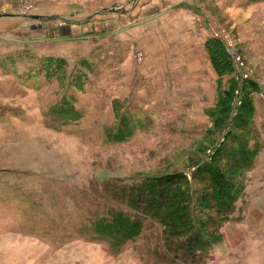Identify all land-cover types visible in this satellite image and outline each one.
<instances>
[{
	"label": "rangeland",
	"instance_id": "1",
	"mask_svg": "<svg viewBox=\"0 0 264 264\" xmlns=\"http://www.w3.org/2000/svg\"><path fill=\"white\" fill-rule=\"evenodd\" d=\"M134 1L0 0V14L22 15L23 19L32 16L41 20H53L57 16L72 20L95 17L93 21L97 24L112 19L117 24L118 18L125 14L130 16L131 21L135 19L132 17L135 16ZM199 1L212 17L219 18L221 22L218 25L229 36L233 48L252 73V79L261 77L264 81V3L247 9L248 6H241L240 2L238 19L231 22L232 17L226 9L231 0H219V3L225 2L223 5H218L216 0ZM18 17L10 19L23 22ZM33 24L30 30L23 31L22 37L14 38L15 31L22 30L23 25L11 26L9 23L4 27L0 19V45H16L32 37L38 38L40 30H36L35 26L39 23ZM66 24L61 21L60 25L55 21V30H45L44 34L49 35L44 41L58 43L60 38L55 35H59L57 32L63 30ZM207 24L209 36L220 40L216 33L223 31L214 28L213 20ZM111 26L112 23L109 24ZM105 28H94L99 30L96 35H102ZM111 33L114 34L113 42L103 47L104 54L102 50H97L82 59L67 60L68 64L61 68L63 76L44 79L38 75V70L45 63L30 59L28 53L9 67L14 76L1 75L0 71L2 80L10 81L11 78L28 88H17L6 96L0 92V264H166L157 258L150 239L125 247L118 257L111 256L109 245L102 240L93 241L94 244L79 242L63 249L50 260L40 261L38 257L47 249L41 241L44 236L35 231L34 225L47 207L56 206L59 201L62 212L70 210L78 216L75 221L83 220L82 215L95 220L103 216L98 215L99 205L108 208L123 205L118 196L113 197L114 193L119 197L121 194L115 186L131 188L146 178L180 172L191 179L190 175L196 169L193 162L211 161L224 141L223 136L213 128L212 114L217 113L231 80L239 83L236 70L221 77L217 74L216 90L208 91L205 98L184 100L181 93L167 91L166 84L155 88L147 80L135 83L134 72H147L146 68L150 65V39L144 38L138 43L127 41L125 48L130 50L119 52L115 49L124 42L118 40L122 38L121 32L111 30ZM136 45L144 48L134 58L132 53ZM172 49L178 53L177 43L170 47ZM139 53L142 54L141 60ZM6 55L1 54L0 58ZM110 55L112 60L108 63ZM82 60L87 64L80 66ZM120 61L131 66L125 73L123 66L126 63L122 65ZM0 62L6 64V59H0ZM29 70L35 71L36 77L33 78ZM137 79L140 81V77ZM78 84L82 87L79 88ZM73 96L78 100L77 108L86 113L79 129L73 133H61L59 123L52 122L48 126L46 116L49 110L61 98ZM263 96L261 92L254 95L260 112L264 110ZM115 100L120 102V113L128 112L144 123L150 120L148 129H139L134 138L118 146L107 145L103 133L105 126L114 127L118 123ZM238 101L241 102L242 97L237 86L231 101L233 110L229 121L232 126ZM252 181L251 186L258 184L257 189L251 192L250 187L249 195H244L245 202L237 203L232 216L235 220L215 227L218 239H214L217 243L204 264H264V172L251 178ZM33 183L35 189L28 187ZM197 188H202V184H196ZM89 204L87 211L85 209ZM63 233L67 234L65 228ZM180 264L185 263L180 261Z\"/></svg>",
	"mask_w": 264,
	"mask_h": 264
},
{
	"label": "trees",
	"instance_id": "2",
	"mask_svg": "<svg viewBox=\"0 0 264 264\" xmlns=\"http://www.w3.org/2000/svg\"><path fill=\"white\" fill-rule=\"evenodd\" d=\"M248 1L253 4L264 3V0ZM206 51L220 77L236 70L220 40L208 38ZM27 53L31 55L30 59L45 63L38 70V75H42L44 79L63 76L61 68L68 64L66 59L57 56L38 57L30 52L1 57L0 59H6V64L0 62L1 75L14 76L9 67L18 63ZM79 63L80 66L87 64L85 60ZM29 72L33 78L36 77L35 71ZM21 86L28 89L25 84ZM237 86L240 87V83L231 80L230 88L221 94L222 100L217 107V113L212 114L213 128L217 134L223 136L224 141L211 161L193 162L196 169L192 171L191 179L184 172H180L146 178L131 188L115 186L121 194L119 197L114 193L113 197L118 196L123 205L110 206L111 208L99 205L98 215L103 216L95 220L82 215L83 220L75 221L78 216L70 210L62 212L61 203L58 201L56 206L44 209L43 215L37 218L34 225L35 231L44 236L41 241L47 249L46 252L38 254L39 260H50L63 249L79 242L94 244L93 241L98 240L107 242L111 256L118 257L125 247L150 239L157 258L163 263L180 264L183 261L185 264H204L217 243L215 227L235 220L232 216L236 212L237 203L245 202L244 195H249L252 183L250 174L264 150V136L257 126L254 102V95L262 87L256 79L242 82V101L237 107L232 126L231 120L229 121L233 110L231 101ZM78 87L81 88L82 84H78ZM115 101L118 123L114 127L103 128L105 143L112 146L127 143L135 137L139 129H148L150 125V120L144 123L128 112L120 113V102ZM77 102L74 96L61 98L46 116L48 126L52 122L59 123L61 133H73L79 129L86 113L85 110L77 108ZM196 184H202V188L195 189ZM28 187L36 188L34 183L28 184ZM24 196L25 190L21 198L24 199ZM251 199L252 206L253 197ZM89 208L90 204L85 210L88 211ZM64 228L67 234L63 233Z\"/></svg>",
	"mask_w": 264,
	"mask_h": 264
},
{
	"label": "crops",
	"instance_id": "3",
	"mask_svg": "<svg viewBox=\"0 0 264 264\" xmlns=\"http://www.w3.org/2000/svg\"><path fill=\"white\" fill-rule=\"evenodd\" d=\"M216 1L218 5H223L225 3H222V1L219 3V0ZM240 2H242L241 6H248L247 9L257 5L250 3L248 0H231L230 6L226 8L229 10L230 17H232L230 19L231 22L238 19ZM134 3L136 7L134 10L135 16L132 17H135V19L131 21L130 16L125 14L124 17L120 16V18H118L117 24L113 19L99 21L100 23L97 24L93 21L95 17H86L84 20H72L66 16H57V18H53V20H41L42 18L35 19V17L32 16L29 17V19L25 17L23 19L22 15L20 17H18V15H7L1 18L4 27L8 26L9 23L11 26H15L16 24L23 25L21 28L22 30L17 29V31H15L14 38L22 37L24 35V30H30L34 27V22L39 23L35 26V29L40 30V33L38 38L32 37V39L23 40V42H20L21 44L0 45V55L30 52L38 57L51 56L50 54H54V56L73 61L90 56L97 50H102L103 47L107 45H112L114 34L111 33V30H119L122 38H117L119 41H124L118 44V49H115L119 52L130 50L129 47L125 48L127 46L125 44L127 41L138 43L141 39L146 38L150 39V42H152L150 45V52L152 54L150 65L146 68L147 72H134L133 78L135 83H144V81L147 80V82H150L155 88L166 84L167 91L174 90L175 92L181 93L182 99L184 100L194 98L202 99L207 96L208 91H215L218 75L209 60L206 51V41L210 38L207 32V30H209V25L207 23L213 20L214 24H220L221 21L218 20L219 18L217 19L216 16L212 17L211 12H208L206 7L201 4L199 0H135ZM54 14L61 15L60 13ZM121 15H123V13H121ZM13 17L21 18L23 22L19 23L15 19H10ZM56 20H63L67 23V26L60 32H57L59 35H55L56 38H60L58 39V43H47L44 40H46L49 34H44L45 30H55L53 29V25ZM111 23L113 26L109 27ZM238 23L237 27L240 26L239 21ZM98 26H105L106 28L103 29L102 35L97 36L96 34L99 30L94 28ZM105 32H108V34H105ZM122 32H125V34H122ZM176 43L178 53H175L176 49L170 50V47H174ZM142 47L144 48V46L141 45L134 46L132 57L134 55L135 58L136 53L143 49ZM130 48L132 49V47ZM53 50H55L56 53H52ZM102 53L104 54L103 50ZM111 55L108 63L112 60ZM160 57H162V59H160ZM173 57H175L174 60ZM120 62L122 65L126 63L123 66L125 73L131 66H126L129 64L128 62ZM155 71L156 76L154 75ZM137 77H140V81ZM255 78L262 87L260 92L264 94L263 78ZM2 79L4 78H0V92L2 95L6 96L9 92L17 88L22 90L24 88L11 78L10 81ZM162 91L166 90L163 89ZM24 92L25 91H23V93ZM168 98H170V96ZM262 107L264 109L263 103ZM256 109L257 126L264 136V110L260 112L257 108V104ZM260 172H264V150L261 156L256 160L250 176L254 178ZM257 185L258 184L254 185L255 188L254 186H250L251 192L257 189Z\"/></svg>",
	"mask_w": 264,
	"mask_h": 264
},
{
	"label": "built area",
	"instance_id": "4",
	"mask_svg": "<svg viewBox=\"0 0 264 264\" xmlns=\"http://www.w3.org/2000/svg\"><path fill=\"white\" fill-rule=\"evenodd\" d=\"M56 22L61 25L60 21H56ZM213 26H214V28H216L218 30H222L221 29L222 27H220L218 24H215ZM216 36H218L220 38V40L223 42V44L226 46L227 54L230 57V59L232 60L234 66L236 68V71H237V74H238L237 79H238V82L240 83V87L239 88H240V91H241L242 82L245 81V80L252 79L253 75H252V73H250L247 70L245 62L242 59V57L238 54L237 50L235 48H233V45H232V42H231L229 36L224 31L223 32H217ZM141 56H142V54L139 53V59L140 60H141ZM263 98H264V96H263ZM263 102H264V100H263ZM240 105H241V102L238 101L236 103V105H235V108H237ZM234 113L236 114L237 111L234 112Z\"/></svg>",
	"mask_w": 264,
	"mask_h": 264
},
{
	"label": "water",
	"instance_id": "5",
	"mask_svg": "<svg viewBox=\"0 0 264 264\" xmlns=\"http://www.w3.org/2000/svg\"><path fill=\"white\" fill-rule=\"evenodd\" d=\"M7 15L0 14V19L6 17Z\"/></svg>",
	"mask_w": 264,
	"mask_h": 264
}]
</instances>
